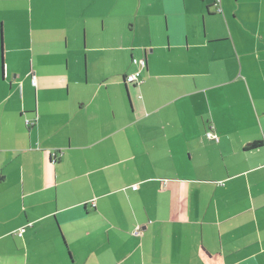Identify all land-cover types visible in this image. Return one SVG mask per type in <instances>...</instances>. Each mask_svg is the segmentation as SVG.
<instances>
[{
  "label": "crops",
  "instance_id": "crops-1",
  "mask_svg": "<svg viewBox=\"0 0 264 264\" xmlns=\"http://www.w3.org/2000/svg\"><path fill=\"white\" fill-rule=\"evenodd\" d=\"M0 264H264V0L0 1Z\"/></svg>",
  "mask_w": 264,
  "mask_h": 264
},
{
  "label": "built area",
  "instance_id": "built-area-1",
  "mask_svg": "<svg viewBox=\"0 0 264 264\" xmlns=\"http://www.w3.org/2000/svg\"><path fill=\"white\" fill-rule=\"evenodd\" d=\"M138 65H139L140 68H144L146 66L145 60L138 61ZM139 76H140V72L137 71V72L133 73L132 75L127 76L126 82L127 83H136L138 81ZM31 84L33 86H35V84H36V77H35L34 74L31 75ZM28 125H29V123H28ZM206 138L209 139V140H211V141H215V142L218 141L217 136L215 134H213L212 132H208L206 134ZM18 235L21 236V233L19 232Z\"/></svg>",
  "mask_w": 264,
  "mask_h": 264
},
{
  "label": "rangeland",
  "instance_id": "rangeland-1",
  "mask_svg": "<svg viewBox=\"0 0 264 264\" xmlns=\"http://www.w3.org/2000/svg\"><path fill=\"white\" fill-rule=\"evenodd\" d=\"M0 1L3 2L4 0H0ZM8 1H10V0H8ZM8 7L11 8V5L8 4V5H7V8H8ZM4 9H5V8H4ZM4 14H5L6 16H8V15H10V12H8L7 9H6V12H5ZM18 43H19V42H18ZM238 77H239V73H238V76L234 77V80H236V78H238ZM28 123H30V122H28Z\"/></svg>",
  "mask_w": 264,
  "mask_h": 264
}]
</instances>
